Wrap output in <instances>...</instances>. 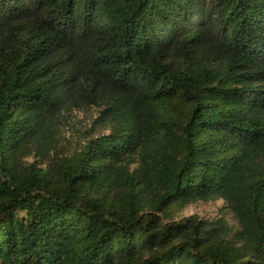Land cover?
Returning <instances> with one entry per match:
<instances>
[{
    "label": "trees",
    "instance_id": "obj_1",
    "mask_svg": "<svg viewBox=\"0 0 264 264\" xmlns=\"http://www.w3.org/2000/svg\"><path fill=\"white\" fill-rule=\"evenodd\" d=\"M0 264H264V0H0Z\"/></svg>",
    "mask_w": 264,
    "mask_h": 264
},
{
    "label": "rangeland",
    "instance_id": "obj_2",
    "mask_svg": "<svg viewBox=\"0 0 264 264\" xmlns=\"http://www.w3.org/2000/svg\"><path fill=\"white\" fill-rule=\"evenodd\" d=\"M79 119H82L84 115L82 113L75 114ZM223 207V202L220 200L203 202L199 201L188 205L179 217H188L190 215H196L202 219H215L220 216L219 210Z\"/></svg>",
    "mask_w": 264,
    "mask_h": 264
}]
</instances>
